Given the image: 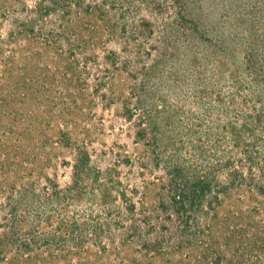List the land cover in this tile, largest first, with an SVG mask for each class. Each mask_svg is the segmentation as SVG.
Returning a JSON list of instances; mask_svg holds the SVG:
<instances>
[{
	"label": "rangeland",
	"instance_id": "obj_1",
	"mask_svg": "<svg viewBox=\"0 0 264 264\" xmlns=\"http://www.w3.org/2000/svg\"><path fill=\"white\" fill-rule=\"evenodd\" d=\"M0 264H264V0H0Z\"/></svg>",
	"mask_w": 264,
	"mask_h": 264
}]
</instances>
